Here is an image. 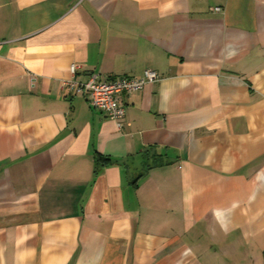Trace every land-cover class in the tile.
<instances>
[{"label":"crops","instance_id":"crops-1","mask_svg":"<svg viewBox=\"0 0 264 264\" xmlns=\"http://www.w3.org/2000/svg\"><path fill=\"white\" fill-rule=\"evenodd\" d=\"M0 264H264V0H0Z\"/></svg>","mask_w":264,"mask_h":264},{"label":"built area","instance_id":"built-area-1","mask_svg":"<svg viewBox=\"0 0 264 264\" xmlns=\"http://www.w3.org/2000/svg\"><path fill=\"white\" fill-rule=\"evenodd\" d=\"M219 9L215 8V10ZM79 68L80 65L76 63L70 65L71 78L64 81L63 85L72 88L76 92L86 94L89 104L103 112L109 120L114 121L118 129L122 128V119L125 116L124 96L160 79L155 70L146 69L137 78L121 75L102 79L99 74L92 73L87 80L80 82L75 79V74Z\"/></svg>","mask_w":264,"mask_h":264},{"label":"trees","instance_id":"trees-1","mask_svg":"<svg viewBox=\"0 0 264 264\" xmlns=\"http://www.w3.org/2000/svg\"><path fill=\"white\" fill-rule=\"evenodd\" d=\"M100 160H102V161H103V160H104V158H101Z\"/></svg>","mask_w":264,"mask_h":264}]
</instances>
